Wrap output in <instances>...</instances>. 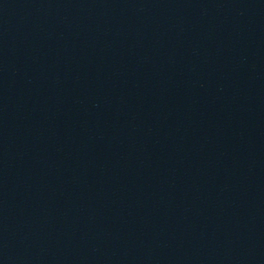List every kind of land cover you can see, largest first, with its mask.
Listing matches in <instances>:
<instances>
[{
	"label": "water",
	"instance_id": "obj_1",
	"mask_svg": "<svg viewBox=\"0 0 264 264\" xmlns=\"http://www.w3.org/2000/svg\"><path fill=\"white\" fill-rule=\"evenodd\" d=\"M0 264H264V0H0Z\"/></svg>",
	"mask_w": 264,
	"mask_h": 264
}]
</instances>
